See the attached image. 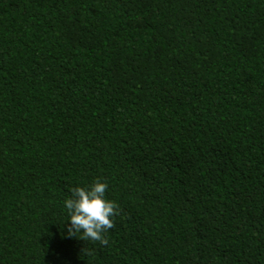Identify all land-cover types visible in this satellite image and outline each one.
<instances>
[{"label": "trees", "instance_id": "1", "mask_svg": "<svg viewBox=\"0 0 264 264\" xmlns=\"http://www.w3.org/2000/svg\"><path fill=\"white\" fill-rule=\"evenodd\" d=\"M0 264H264V0H0Z\"/></svg>", "mask_w": 264, "mask_h": 264}, {"label": "clouds", "instance_id": "2", "mask_svg": "<svg viewBox=\"0 0 264 264\" xmlns=\"http://www.w3.org/2000/svg\"><path fill=\"white\" fill-rule=\"evenodd\" d=\"M108 184L96 179L86 187H73L70 196L64 200L68 220L67 235L83 241L107 245L105 233L114 228L115 216L120 214L119 206L106 198ZM85 251V249H84Z\"/></svg>", "mask_w": 264, "mask_h": 264}]
</instances>
